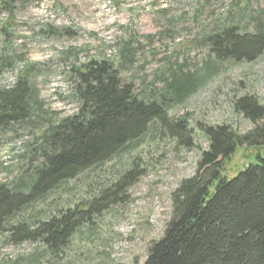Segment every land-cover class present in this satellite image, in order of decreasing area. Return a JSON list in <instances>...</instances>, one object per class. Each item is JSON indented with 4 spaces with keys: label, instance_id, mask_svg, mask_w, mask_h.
I'll use <instances>...</instances> for the list:
<instances>
[{
    "label": "rangeland",
    "instance_id": "obj_1",
    "mask_svg": "<svg viewBox=\"0 0 264 264\" xmlns=\"http://www.w3.org/2000/svg\"><path fill=\"white\" fill-rule=\"evenodd\" d=\"M11 10L0 12V87L12 88L27 74L41 103L38 113L56 121L78 110L73 70L111 59L122 82L136 86L141 98L152 94V83L157 92L175 85L170 93L151 97L165 96L169 116L192 125L197 148L177 147L154 123L112 161L86 170L28 208L44 217L48 210L89 203L134 163L144 170L122 203L76 233L62 260L49 256L41 242L16 245L4 232L0 264H144L172 218V194L196 174L208 149L199 126L229 125L243 135L254 125L235 110V101L252 96L264 107V52L254 62L219 61L205 44V37L230 26L254 33L264 22V0H18ZM125 46L130 53L123 52ZM190 84L191 90L177 97ZM40 123L0 131V185L12 187L18 177H29L30 150L44 128ZM259 123L264 127V119ZM260 153L264 158V146ZM242 158L241 152L235 156L230 176L246 169Z\"/></svg>",
    "mask_w": 264,
    "mask_h": 264
},
{
    "label": "trees",
    "instance_id": "obj_2",
    "mask_svg": "<svg viewBox=\"0 0 264 264\" xmlns=\"http://www.w3.org/2000/svg\"><path fill=\"white\" fill-rule=\"evenodd\" d=\"M17 2L0 0V12L12 13ZM205 44L219 61L254 62L264 52V22L257 24L254 33H242L237 26L224 28L205 37ZM123 52L131 51L125 46ZM73 72L78 110L56 121L38 113L41 103L27 74L18 77L12 88L0 87V131L31 120L44 125L30 150L29 177H18L12 187L0 185V234L8 232L16 245L41 242L55 260L64 258L82 227L125 200L144 170L134 163L110 187L98 191V198L48 210L44 217L28 213L39 199L86 170L112 161L156 122L177 147L197 148L192 125L185 118L169 116L165 96L151 97L161 90L170 93L174 84L157 92L152 83V94L145 99L135 93L136 86L122 82L111 59L91 60ZM186 86L177 97L191 90V84ZM234 108L253 129L241 135L229 125L199 126L208 149L202 153L196 174L183 180L172 194V218L161 240L149 248L144 264H264V158L260 153L264 127L259 123L264 107L255 97L244 96L235 101ZM239 152L248 164L230 176L229 168Z\"/></svg>",
    "mask_w": 264,
    "mask_h": 264
}]
</instances>
